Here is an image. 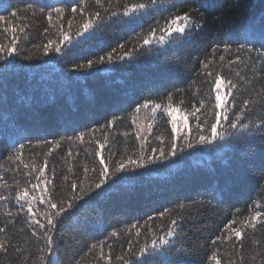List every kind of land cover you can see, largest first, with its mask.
<instances>
[{"label":"trees","instance_id":"trees-1","mask_svg":"<svg viewBox=\"0 0 264 264\" xmlns=\"http://www.w3.org/2000/svg\"><path fill=\"white\" fill-rule=\"evenodd\" d=\"M5 2L14 5L11 11L24 9L29 3L37 10L44 4L64 7L66 10L77 4V0ZM201 3L207 7H200ZM90 10H96L94 0H90ZM182 11H191L203 23L202 30L191 43L166 55L140 49L137 60L130 66L99 65L97 69L91 70L94 73L92 75L76 71V64L97 59L121 43L128 50L136 43L135 37L140 29L132 31L113 18L101 24L93 36L88 37L86 33L85 37L88 38L73 39L63 56L55 53L45 56L41 45L57 37L56 29L39 16L38 11L35 17L28 14L23 23L29 27L20 46L32 59L16 58L15 68L0 80V176L12 181L13 173L5 172L4 169L10 163L8 156L15 151L13 145L19 146L17 142L26 145L24 163L32 164L34 161L37 170L43 167V154L50 147L41 141H56L80 133L86 134V140L91 135L100 143H104V137L107 136L108 143L103 150L105 157L109 152L115 153V158L133 154L140 141L135 138L137 129L132 118L135 115L138 124V115L145 109L135 113V108L146 100L166 103L168 95L173 94L174 106L179 104L182 109L190 110L193 104L199 106L198 99L204 98L207 109L210 102L204 94L208 86L202 84V78L197 75L200 62L212 58L211 48L216 43L220 44L217 58L224 54L226 61L235 59L237 55L235 51H222L226 43L233 50L240 43L251 46L249 41L259 48L264 0H187ZM0 15L9 16V13L0 12ZM10 21L7 24L0 21V42H8V35L3 33L6 27L19 30L22 24L20 18H10ZM78 21L79 17L73 21V33ZM45 28L49 29L47 33ZM147 29L148 24H145V31ZM236 71L252 80V84H245L236 77ZM223 74L239 81L242 98L254 95V91H259L264 84L260 74L254 73L251 65L245 67L244 64H234L231 72L225 68ZM193 81L196 83L193 84ZM197 87L200 88V96L194 95ZM176 89L181 91L177 92ZM205 109H201V112ZM147 111L150 112L149 121L153 123V128L151 135L146 131L142 134L148 135L146 148L159 146L156 137L161 135L165 138L166 146L170 140L167 117L157 112L153 122L151 111ZM253 119L259 123L255 117ZM111 120H115L114 126L106 128L105 125ZM189 127L192 128V139L195 141L192 117H189ZM218 130H226L230 135L211 145L194 142L192 148L185 147L176 157L121 174L125 178L118 180L114 187L105 185L100 196L93 191L91 197H85L87 204L80 201L79 205L59 218L54 239L64 255V264H75V261L80 264H107L106 260L97 261L98 248L89 253L93 244L100 243L104 244L105 254L113 258L111 264H119L115 257L127 252L129 242L135 250L146 239L150 242L155 235L163 236L170 219L178 213L184 217L183 231L175 243L189 249L186 256L188 264H214L209 259L214 247L220 248L224 264L226 256L233 253L235 237L232 241H218L216 246L211 245V240L221 234L226 237V226L231 220H242L257 204L264 206V137L255 129L241 133L238 129H227L226 125H221ZM178 144L182 145V141ZM93 148L99 149V145L65 141L61 148L47 157L48 167L45 176L40 179L48 180L49 193L55 199H67L71 195L64 186L63 175L70 177L69 182L76 177L82 179L84 164H98L99 157L92 153ZM69 149L74 155L77 152L79 155L66 160ZM85 150H88L87 155ZM69 166L72 172L68 171ZM37 174L38 171L34 172L29 179L37 182ZM94 175L88 173L90 179L83 184L86 191ZM16 178L22 186L30 187L24 184V176L17 174ZM2 191L4 189H0ZM30 195L39 196V190L31 191ZM180 205L184 207L180 208ZM6 207L15 211L14 203L5 205L0 202V227L5 224ZM45 208L46 205L39 204V199L34 202V211L42 222L40 213ZM162 212L163 217L160 216ZM7 220L16 221L15 225H9L12 244L23 249L22 256L31 253L29 264H32L42 253L37 251L36 237L31 235V229L24 222V214L7 217ZM238 226L239 223L233 225ZM137 229L141 232L139 237L135 235ZM113 232L118 235L112 237ZM4 238V234H0V239ZM251 240H259L260 244H253ZM243 243L245 264H252L253 256L257 257L255 264H260L258 253L264 251V227L258 223L255 234L247 229ZM22 256L10 247L8 255L0 254V264H19ZM141 259L137 256L134 261ZM149 259L155 260L156 264H168L175 259V254L163 253Z\"/></svg>","mask_w":264,"mask_h":264},{"label":"snow or ice","instance_id":"snow-or-ice-1","mask_svg":"<svg viewBox=\"0 0 264 264\" xmlns=\"http://www.w3.org/2000/svg\"><path fill=\"white\" fill-rule=\"evenodd\" d=\"M187 0H94L96 10H90V0H77V4L66 10L64 7H56L50 4L42 5L38 10L29 3L24 9L11 11L14 5L6 3L5 0H0V12H8L9 16L0 15V21L10 23L11 20L20 18L22 24L17 30L15 27H6L3 30L4 34L8 35V42H0V80H2L11 70L15 68L14 61L18 57L24 59H32L21 48V41L26 34V29L29 25L23 23L28 14L32 17L37 15L44 17L49 25L56 29L57 37L48 39L46 43L41 45L43 55L55 53L63 56L66 47L71 46L73 39L80 37L93 36L101 24L106 21H111L113 18L116 21L127 26L132 31L140 29L136 34V43L125 50V44H118L116 48L107 51L104 55L98 56L97 59H88L85 64H76L75 70L85 72L87 75L94 74L91 70L97 69L99 65H115L119 67H127L134 63L139 55L140 49H146L148 52H156L166 55L169 51L175 52L195 38L203 28V23L198 20L191 11H182ZM200 7H207L201 3ZM68 17L65 19V17ZM79 17V21L73 33V21ZM65 23L67 29H65ZM145 24H148V29L145 31ZM44 31L47 33L48 28ZM85 37V38H88ZM247 39V38H246ZM260 47L256 48L254 43L249 41L251 46L245 43H240L233 50L230 44H224L223 52L228 53L235 51L237 53L235 59H228L224 54H220L217 58V52L220 49V44L216 43L211 48V59L205 58L200 62L201 83L207 84L208 90L204 94L210 102L209 107L205 109V99H198V107L196 104L191 106V109H182L179 104L174 106L173 94L168 95L166 103H156L152 100H146L140 103L135 108V113H139L141 109L150 110L152 120L155 122L157 112L167 117L166 123L170 125V140L165 146L164 136H157L156 139L160 142L159 146L146 148L148 135H151L153 123L147 126L148 135H142L145 129L136 124L135 115H133L132 123L136 125L135 138L140 141V144L131 155H123L115 158V153L109 152L108 156L104 155L105 145L108 143L107 136L104 137V143L100 140L93 139L91 135L86 140V134L80 133L75 136H66L56 141H41L45 145H50L48 152L44 153L43 167L37 170V166L33 161L32 164L24 163V150L26 145L18 143V147L13 145L15 151L8 156L9 166L4 169L5 172L13 173V179L9 182L5 177L0 176V202L8 205L14 203L15 211L12 208L6 207V219L3 227H0V234H4L5 238L0 239V254L8 255L9 248L22 256L23 249L12 244V237L9 235L11 229L9 225H15V220H7V217H15L24 214V222L31 229V235L36 237L37 251L42 253L37 260L32 261V264H64V255L61 254L54 236L56 235L57 224L59 218H62L65 213H68L74 206L79 205L80 201L87 204L85 197H91L92 192L96 191L97 196L104 192V186L114 187L118 180L125 177L121 174L135 172L136 169L144 168L150 164H156L160 161L169 160L176 157L179 153L185 150V147L192 148L195 144L211 145L218 140H225L226 135H230L225 131H220L218 128L221 125H226L227 129L239 130L241 133L249 132L255 129L264 137V84L261 85L259 91H254V95L250 94L248 98H242L240 95L241 84L238 80L224 75V69L232 71V65L244 64L245 67L251 65L254 73L260 74V79L264 80V16L260 19ZM257 65L259 67L257 68ZM235 76L243 80L245 84L251 85L252 80L241 76L239 71L235 72ZM193 84L196 82L193 81ZM227 89V92H225ZM177 92L181 91L176 89ZM194 95L200 96V88L197 87ZM255 97H259L257 100ZM183 104V101H180ZM201 109H205L201 112ZM257 109L260 115L257 116ZM210 113V114H209ZM189 117L193 118L195 127V141L192 139V128L189 127ZM255 117L259 123L253 119ZM115 120H111L105 125L106 128L114 126ZM94 131V130H93ZM127 136V133H124ZM78 144H95L99 145V149L93 148L91 151L95 156L99 157L98 164L93 162L91 165L84 164L82 167L83 178L76 177L70 181L68 175H63L62 180L71 193L67 199H55L49 193L48 180H41L45 176V169L48 167L47 157L53 151L62 147L64 142ZM182 141V145L178 144ZM31 143V142H29ZM86 155L88 150H85ZM79 153H73L68 150L66 160L68 158L75 159ZM135 156V158H133ZM107 161V162H106ZM23 165V170L21 169ZM37 182H32L31 178L34 172ZM72 172L71 166L68 168ZM92 172L95 175L91 178V183L88 184V189L85 190L83 184L90 178L88 173ZM19 174L25 177L24 184L30 187L22 186L21 181L16 178ZM55 175L53 171V176ZM264 175V172H262ZM131 179L132 177H127ZM44 185V187H42ZM79 185V192H77ZM39 190V196L30 195L31 191ZM99 190V191H97ZM215 198V197H213ZM39 199V204L46 205L44 211L40 213L42 219L37 218V212L34 211V202ZM184 205H180L183 208ZM239 212V209L236 210ZM163 217L164 213H160ZM184 217L177 214L170 219L163 236L155 235L149 242L145 240L142 245L133 250V245L129 242L127 252L115 257L119 264H156V261L149 258H154L163 253H174L175 259L169 261L168 264H188L186 256L189 252L188 248L180 245L177 246L175 241L180 239V233L183 231L182 221ZM239 223L238 227H233ZM264 227V206L255 205L250 214L242 220L233 219L226 226L227 236L223 234L215 236L211 240V245L216 246L217 242L232 241L235 237V242L232 244L233 253L226 256L224 264H245V255L243 243L246 235V230L251 229L255 234L257 224ZM22 230V229H21ZM112 237L118 234L113 232ZM135 235L139 237L141 232L137 229ZM253 244H260L259 240H251ZM202 247V246H201ZM99 249L97 261L106 260L107 264H111L112 257L104 252V244H93L89 249ZM141 257V260H135V257ZM235 256V258H233ZM261 258L260 264H264V251L258 253ZM31 253L29 256H22L19 264H29ZM214 264H222L221 253L219 247H214L211 256L209 257ZM256 256L252 257V264H255ZM75 264H80L75 261Z\"/></svg>","mask_w":264,"mask_h":264},{"label":"rangeland","instance_id":"rangeland-1","mask_svg":"<svg viewBox=\"0 0 264 264\" xmlns=\"http://www.w3.org/2000/svg\"><path fill=\"white\" fill-rule=\"evenodd\" d=\"M149 118H150V112H148L147 110H144V112H141L138 115V124L144 127L146 132H147V126L150 123Z\"/></svg>","mask_w":264,"mask_h":264}]
</instances>
